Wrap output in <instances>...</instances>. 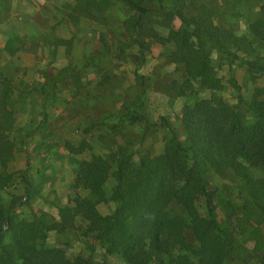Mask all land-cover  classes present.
<instances>
[{
	"label": "rangeland",
	"instance_id": "374dc122",
	"mask_svg": "<svg viewBox=\"0 0 264 264\" xmlns=\"http://www.w3.org/2000/svg\"><path fill=\"white\" fill-rule=\"evenodd\" d=\"M143 1L158 21L169 13L171 26L180 27L170 0ZM183 5L186 16L201 15L236 34L247 33L249 23L264 14V0H183ZM133 13L124 0H0V201L17 198L15 219L40 212L45 220L58 219L59 208L74 206L76 196L93 199L75 184L83 159L109 158L119 148L135 163L139 155L158 154L171 139V128L183 134L182 107L213 94L176 60L173 42L142 36L141 48L133 41ZM154 28L167 36V28L158 23ZM255 55L264 50L246 58ZM210 61L226 81L218 95L243 115L256 89L264 98V74L250 72L241 59L211 53ZM131 107L140 120L123 118ZM161 116L171 128L160 124ZM67 144L84 149L75 153ZM250 170L264 178L262 167ZM205 177L219 189L215 211L235 237L234 264H262L264 216L245 201L231 172L210 170ZM114 182L110 175L103 184L108 197ZM115 207L110 199L97 204L102 214ZM198 207L206 211L203 203ZM80 219L75 216L76 225L83 224ZM81 230H50L40 245L58 247L70 260L80 254L100 263L102 247ZM106 257L110 264H128L117 254Z\"/></svg>",
	"mask_w": 264,
	"mask_h": 264
},
{
	"label": "trees",
	"instance_id": "16d2710c",
	"mask_svg": "<svg viewBox=\"0 0 264 264\" xmlns=\"http://www.w3.org/2000/svg\"><path fill=\"white\" fill-rule=\"evenodd\" d=\"M124 1L134 11L129 24L133 41L141 48L145 46L142 36L173 42L176 60L213 94L182 107V135L160 117V124L171 128L172 135L162 152L139 155L136 163L122 148L111 151L109 158L92 154L83 159L75 184L94 198L76 196L74 206L59 208L58 219L51 215L45 220L43 212L31 219H15L17 198L8 204L0 201V264H110L107 254H117L128 264H234L235 237L215 211L219 189L205 177L210 170L231 172L242 184L245 201L264 216V178H256L250 170L264 169V98L256 89L244 104L248 113L243 115L218 95L226 81L210 61L211 53L230 61L241 59L250 72L264 74V55L246 58L264 50V14L249 23L247 33L236 34L201 15L186 16L183 0H170L181 20L174 29L169 13L158 21L143 0ZM154 23L167 28V36L158 33ZM122 116L128 122L142 118L132 107ZM66 148L75 153L84 149L72 144ZM110 175L115 182L108 197L103 184ZM109 199L116 203L115 209L100 213L97 204ZM200 203L205 212L199 210ZM77 215L84 225H76ZM71 228H81L83 235L99 242L100 263L80 254L70 260L60 248L40 245L50 230Z\"/></svg>",
	"mask_w": 264,
	"mask_h": 264
}]
</instances>
